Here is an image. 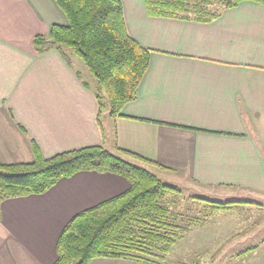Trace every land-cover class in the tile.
<instances>
[{"label":"crops","instance_id":"0c3cea01","mask_svg":"<svg viewBox=\"0 0 264 264\" xmlns=\"http://www.w3.org/2000/svg\"><path fill=\"white\" fill-rule=\"evenodd\" d=\"M120 1L129 35L150 49L149 65L137 97L118 115L106 107L98 116L95 80L77 56L35 49L36 35L67 23L62 9L54 0H0V163L31 161L32 142L44 157L102 145L163 182L189 184L193 196L263 204L264 4L242 0L199 21ZM128 186L121 175L81 170L43 193L2 200L0 264H51L67 221Z\"/></svg>","mask_w":264,"mask_h":264},{"label":"trees","instance_id":"16d2710c","mask_svg":"<svg viewBox=\"0 0 264 264\" xmlns=\"http://www.w3.org/2000/svg\"><path fill=\"white\" fill-rule=\"evenodd\" d=\"M67 17L66 24H51L49 34L36 35L35 49L42 53L63 48L77 56L96 81L98 116L108 107L120 114L125 103L137 97L138 84L149 65L150 49L132 38L126 28L120 0H54ZM224 8L242 0H223ZM264 4V0H253ZM149 13L192 17L209 21L219 14L220 0H145ZM70 62V61H69ZM98 119V118H97ZM29 162L0 163V202L6 198L40 194L60 178L81 170L111 172L125 177L129 186L116 195L74 214L63 226L51 264H91L96 257L128 258L161 264L179 231L168 206L161 203L179 188L159 179L146 168L116 155L102 145L67 150L44 157L32 142ZM133 157L139 155L121 150ZM215 207L249 201L216 202L194 196ZM192 198V199H193ZM152 258V259H151Z\"/></svg>","mask_w":264,"mask_h":264},{"label":"rangeland","instance_id":"374dc122","mask_svg":"<svg viewBox=\"0 0 264 264\" xmlns=\"http://www.w3.org/2000/svg\"><path fill=\"white\" fill-rule=\"evenodd\" d=\"M221 3L224 1L220 0L216 9L224 8ZM77 60L84 66L78 57ZM127 160L140 166L134 159ZM179 185V191L168 193L161 203L168 206L174 223L181 228L187 227L188 232L179 231V237L169 250L160 253L163 258H155L159 263L264 264V203L215 207L196 201L193 198L195 189L189 184L182 181Z\"/></svg>","mask_w":264,"mask_h":264}]
</instances>
